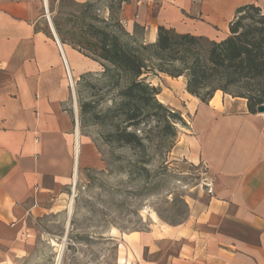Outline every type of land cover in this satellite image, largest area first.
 Instances as JSON below:
<instances>
[{
	"label": "crops",
	"instance_id": "0c3cea01",
	"mask_svg": "<svg viewBox=\"0 0 264 264\" xmlns=\"http://www.w3.org/2000/svg\"><path fill=\"white\" fill-rule=\"evenodd\" d=\"M46 5L48 0H0L2 239L15 232L25 202L55 198L70 185L77 141V173L102 166L75 124L68 80L101 65L40 28L49 19ZM246 5L264 12V0H127L121 22L130 35L142 30L148 44L159 27L218 42ZM170 80L182 90L163 89L159 101L189 118L191 159L205 166L209 190L184 223L127 235L131 258L124 264H264V113H250L245 99L218 91L201 102L186 91L183 77Z\"/></svg>",
	"mask_w": 264,
	"mask_h": 264
},
{
	"label": "rangeland",
	"instance_id": "374dc122",
	"mask_svg": "<svg viewBox=\"0 0 264 264\" xmlns=\"http://www.w3.org/2000/svg\"><path fill=\"white\" fill-rule=\"evenodd\" d=\"M123 6L121 0H48L49 19L40 28L51 34L49 21L54 30L55 21L62 37L69 39L84 25L94 24L116 34L121 42H141L142 30L136 28L133 35L126 32L121 22ZM102 71L100 66L73 82L68 79L77 106V114L72 113L75 124L94 145L102 166L80 169L75 188L70 183L55 198L25 202L15 232L0 238V264H124L127 255L131 258L125 246L127 235L145 233L154 225L184 223L190 207L205 201L209 176L201 162L191 159L190 120L158 98L163 89L180 92V85L161 73L146 78L157 88V100L180 115L182 123L174 125L176 136L161 133V123L150 120L142 127L152 128L144 149L120 146L106 141L116 120L102 117L124 83L118 89L104 79ZM82 103L91 104L85 114L80 113Z\"/></svg>",
	"mask_w": 264,
	"mask_h": 264
},
{
	"label": "trees",
	"instance_id": "16d2710c",
	"mask_svg": "<svg viewBox=\"0 0 264 264\" xmlns=\"http://www.w3.org/2000/svg\"><path fill=\"white\" fill-rule=\"evenodd\" d=\"M53 24L62 44L102 66L104 79L118 89L124 83L102 117L116 120L106 135L108 142L144 149L152 128L142 127L150 120L161 123V133L176 136L174 125L182 119L157 100V88L146 81L151 73L183 77L186 91L204 103L218 91L245 99L250 113L264 105V12L258 6L239 8L229 24V35L218 42L159 27L154 43L135 39L124 43L94 24L65 39L57 22ZM90 108L91 104L82 103L80 113Z\"/></svg>",
	"mask_w": 264,
	"mask_h": 264
},
{
	"label": "bare ground",
	"instance_id": "6f19581e",
	"mask_svg": "<svg viewBox=\"0 0 264 264\" xmlns=\"http://www.w3.org/2000/svg\"><path fill=\"white\" fill-rule=\"evenodd\" d=\"M45 2H46V0H44ZM47 4V3H46ZM63 60H65V57H64V59ZM66 61V60H65ZM66 62H64V64H65ZM67 65V64H66ZM67 69H69V67L67 66ZM69 78L71 79V77H70V75H69ZM78 125V124H77ZM77 130H78V127H77ZM76 135H78V131H76ZM76 138V137H75ZM78 140L80 139V138H77ZM77 141V140H76ZM80 144V143H79ZM75 152H74V171H73V176H72V180H71V185H73V187L75 188V186H76V181H77V170H78V159H79V145H78V141L76 142V146H75ZM73 188V189H74ZM71 205H72V199H71V201H70V207H69V215L71 214ZM59 259H60V255L58 256V261H59Z\"/></svg>",
	"mask_w": 264,
	"mask_h": 264
},
{
	"label": "water",
	"instance_id": "95a60500",
	"mask_svg": "<svg viewBox=\"0 0 264 264\" xmlns=\"http://www.w3.org/2000/svg\"><path fill=\"white\" fill-rule=\"evenodd\" d=\"M49 23H50V27H51L52 35H53L55 41L59 43V41H58V39H57V36H56L55 30H54V28H53V25H52L51 21H49ZM256 111H257L258 113H264V105H259V106L256 108Z\"/></svg>",
	"mask_w": 264,
	"mask_h": 264
},
{
	"label": "built area",
	"instance_id": "2783aa9c",
	"mask_svg": "<svg viewBox=\"0 0 264 264\" xmlns=\"http://www.w3.org/2000/svg\"><path fill=\"white\" fill-rule=\"evenodd\" d=\"M1 68H2V66H1V63H0V69H1ZM68 79L70 80L69 75H68ZM70 86H71V88H72L71 81H70Z\"/></svg>",
	"mask_w": 264,
	"mask_h": 264
}]
</instances>
